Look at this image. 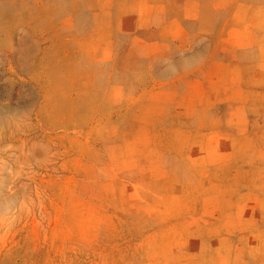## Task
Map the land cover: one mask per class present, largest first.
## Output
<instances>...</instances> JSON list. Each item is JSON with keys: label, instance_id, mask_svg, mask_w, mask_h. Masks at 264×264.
Wrapping results in <instances>:
<instances>
[{"label": "rangeland", "instance_id": "374dc122", "mask_svg": "<svg viewBox=\"0 0 264 264\" xmlns=\"http://www.w3.org/2000/svg\"><path fill=\"white\" fill-rule=\"evenodd\" d=\"M0 264H264V0H0Z\"/></svg>", "mask_w": 264, "mask_h": 264}]
</instances>
